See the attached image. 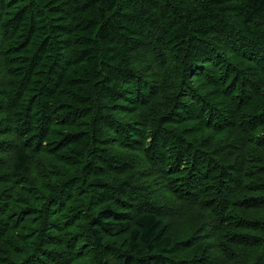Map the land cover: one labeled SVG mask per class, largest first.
Instances as JSON below:
<instances>
[{"label":"trees","instance_id":"trees-1","mask_svg":"<svg viewBox=\"0 0 264 264\" xmlns=\"http://www.w3.org/2000/svg\"><path fill=\"white\" fill-rule=\"evenodd\" d=\"M83 261L264 264V0H0V264Z\"/></svg>","mask_w":264,"mask_h":264},{"label":"rangeland","instance_id":"rangeland-1","mask_svg":"<svg viewBox=\"0 0 264 264\" xmlns=\"http://www.w3.org/2000/svg\"><path fill=\"white\" fill-rule=\"evenodd\" d=\"M199 212V211H198ZM205 214H207L206 212H203V221H205V218L208 216V215H205ZM198 215V214H197ZM199 216V215H198ZM198 216H197V218H198ZM206 216V217H205ZM196 218V219H197ZM190 223V225L193 227V231L192 232H194V230H196L195 229V227H199V226H204L205 225V223H203V222H201V221H194L193 220V218L191 217V219H190V221H189ZM189 228V227H188ZM87 263V261H83L82 263H80V264H86Z\"/></svg>","mask_w":264,"mask_h":264}]
</instances>
